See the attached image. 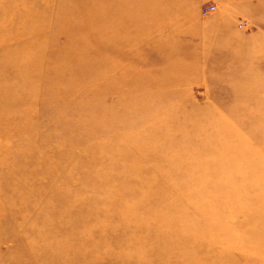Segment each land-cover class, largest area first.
<instances>
[{
    "label": "rangeland",
    "instance_id": "obj_1",
    "mask_svg": "<svg viewBox=\"0 0 264 264\" xmlns=\"http://www.w3.org/2000/svg\"><path fill=\"white\" fill-rule=\"evenodd\" d=\"M88 1L0 0V264H214L189 247L221 239L215 216L191 218L165 175L198 187L208 160L232 181L247 173L229 166L264 173V0H111L114 36ZM187 117L200 128L173 131ZM212 136L169 170L175 142ZM224 184L210 203L240 188Z\"/></svg>",
    "mask_w": 264,
    "mask_h": 264
},
{
    "label": "bare ground",
    "instance_id": "obj_2",
    "mask_svg": "<svg viewBox=\"0 0 264 264\" xmlns=\"http://www.w3.org/2000/svg\"><path fill=\"white\" fill-rule=\"evenodd\" d=\"M109 2L111 0H90V6H95L96 10H98V15L94 16L95 17V22L94 27L92 30H103L104 28H109L111 26L110 22H106L104 19H107L109 16V13L105 11L107 7L109 6L106 5V2ZM171 1V0H170ZM113 2V1H112ZM165 2V1H164ZM14 3V2H13ZM166 4V3H165ZM105 6L106 9L104 8ZM120 7V6H119ZM125 7V6H124ZM121 8V7H120ZM168 8V7H167ZM124 9V8H123ZM126 9V8H125ZM128 9V8H127ZM123 10L119 9L117 10L116 14L122 13ZM100 12H103L100 15ZM115 13V10H114ZM113 15V13H112ZM128 22V21H127ZM126 22V23H127ZM96 24V26H95ZM149 26V25H148ZM118 27H122V24H120ZM144 27V26H143ZM113 27L111 26L107 32L111 36H114L115 33H121L125 30L122 31H117V30H111ZM119 29V28H118ZM122 29V28H120ZM117 31V32H116ZM134 31V30H133ZM107 39V38H106ZM113 42V41H112ZM118 42V41H117ZM119 44V43H118ZM109 45V44H108ZM107 46V45H106ZM114 47V46H113ZM117 50V49H116ZM116 77V75H115ZM50 87H53L52 82H49ZM61 90V88H60ZM164 119L161 120V124L163 122H166L165 120L168 119V122L173 120L174 114H169L168 116H164ZM186 117V116H185ZM186 120L183 123L180 124H174L171 126L173 131H178V134H182L185 132V130H188V128L192 127H197L200 128L201 122H198L196 118H190V122H186L188 120V117L185 118ZM181 122V121H180ZM186 122V123H185ZM259 136L258 134L255 135V137ZM215 138H218L217 136H212V138L206 142H186V141H178L175 142V146H177L180 149V154L178 153L176 156V161L177 163L174 162V165L169 167V170L175 172V169H180V168H189L188 166L184 164H180L179 162V156L182 154H196L200 155L203 153L202 148L210 146L214 143H217ZM128 145L125 144V146L121 148H117V151L121 150H128L126 147ZM113 150V153L116 154L117 151ZM243 150V149H242ZM241 152V149H239L236 146V149L231 148L230 150H225L221 152H217L216 155L218 157L230 154L232 152ZM244 151L248 154L254 153V151H249V146L244 148ZM124 152V151H122ZM256 154V153H255ZM254 154V156H255ZM118 155V153H117ZM122 156V154H120ZM114 157V156H112ZM203 159V158H202ZM255 159V157H254ZM257 159H260L258 157ZM205 160V159H203ZM214 160V159H213ZM212 160V161H213ZM209 162V160H208ZM208 162L205 161L204 164L200 166V168H209L207 171L208 173H204L203 176H201L202 180L198 181L195 185L192 186V184L188 185H182L181 187H184L185 189H182L181 187H178V183L176 182L177 179L180 178H192L190 174H185V172H176V173H167L165 177L168 179V182L172 187H176L180 193H188L190 198L187 200L188 207L191 209V218L195 217V212L200 211V216L198 217H204L207 216L208 218L213 219V216L215 220V224L218 227L217 229L220 230V234L222 232V237L220 240H216L213 243L210 242L209 244H202L204 241V236L206 234L198 233V232H193L190 234L191 239V246L189 247V252L191 253L190 256H197L198 252H200V248L202 247V250L206 251L207 253H218V255L221 256V259L214 264H228L230 260L228 258H232L234 255H236L235 261L229 263V264H264V208H260L264 205V173L258 172L257 169L249 172L250 168H257L260 167V165L256 164H248V165H233L224 168V170H230V171H242L245 170L246 174V179L247 181L243 180H234L225 177V173H218L219 170L215 173L213 172L215 169L213 166L208 165ZM246 168V169H245ZM206 170V169H205ZM260 170V169H259ZM249 172V173H248ZM231 179V180H229ZM210 181H215L214 186L211 188L210 186ZM227 182L229 185H233L234 187L240 186L241 189H244L245 187L243 185H246V183H250V191L248 194H246L244 197H239V192L244 191L239 189L231 190L229 192L230 197H233V199H229L228 201L222 202V203H210L211 199V193H217L215 194H223L226 189H224V184ZM245 182V183H244ZM210 186V187H209ZM219 189H215V187H220ZM169 191V190H167ZM247 191V190H245ZM162 193H159L158 195L160 196ZM226 195V194H224ZM127 200H128V195H127ZM145 199H142L144 201ZM198 202L204 203L202 207L198 204ZM128 204V203H127ZM143 204V203H141ZM216 204V205H214ZM214 206H216L217 209H214ZM213 209L216 210L215 215H210L213 213ZM219 211L221 212L219 214ZM237 214V220L233 221L232 216ZM210 215V216H209ZM243 220L244 224L246 226L244 229L240 226H238V223L241 222L240 219ZM196 219V218H195ZM197 220V219H196ZM208 233V232H207ZM64 243V241H62ZM202 244V246H201ZM65 247V246H64ZM48 248V247H47ZM47 248L44 251V255L47 254ZM195 253V254H194ZM227 262V263H226ZM213 264V263H210Z\"/></svg>",
    "mask_w": 264,
    "mask_h": 264
},
{
    "label": "built area",
    "instance_id": "obj_3",
    "mask_svg": "<svg viewBox=\"0 0 264 264\" xmlns=\"http://www.w3.org/2000/svg\"><path fill=\"white\" fill-rule=\"evenodd\" d=\"M215 9V5H212V6H210V7H208L206 10H205V12L207 13V12H211V11H213Z\"/></svg>",
    "mask_w": 264,
    "mask_h": 264
}]
</instances>
